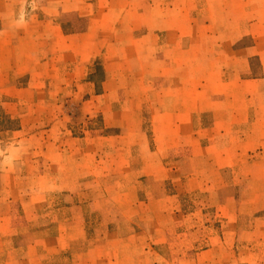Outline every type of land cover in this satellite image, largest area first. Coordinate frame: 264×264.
I'll return each mask as SVG.
<instances>
[{"label":"crops","instance_id":"0c3cea01","mask_svg":"<svg viewBox=\"0 0 264 264\" xmlns=\"http://www.w3.org/2000/svg\"><path fill=\"white\" fill-rule=\"evenodd\" d=\"M23 1L0 0V106L18 109L10 118H16L20 123V129L6 133L11 135L10 139L14 142H10L3 152L0 146V264L67 263H62V260L57 258L66 255L68 250V219L72 220L69 225H75L79 231L78 234L75 233L74 240L84 236L81 207L75 211V215L71 213L68 218L67 215L62 216V219L57 215L51 216L49 211L38 216L43 220H58V235L44 239L33 237L34 227L31 220L34 215L28 208L36 202L46 204V195L55 192L62 193L63 198L67 197L68 192H72L69 186L79 189L83 178L87 176L92 180L100 176H116L114 178L118 179V182L115 184L128 187L132 185L130 182L136 181L130 177L138 173V180H149L152 185L169 180L175 189L185 186L187 192L195 188L202 190L200 187L205 186L209 189L202 191L211 192V189L214 190L211 185L213 173L219 174L220 170L230 168L233 173L239 175L242 172L243 157L254 154L253 150L264 155V2L259 4V0H139L140 10L144 8L148 17L144 15V18L138 21V36L131 34L128 38L118 37L115 35V24L109 22L105 27H94L89 35L80 36L84 42H80L76 47H69L68 51L65 43L66 40H71V36L61 32L56 44L62 42L64 47L48 57H41L40 59L46 58L42 69H35L38 62L29 66L30 70H26L29 75L28 84L18 87L12 82L20 70L21 59L16 31L20 21L13 18V12L23 11L25 7H37L33 1V6H30V3L22 4ZM46 1L50 4L43 3L44 7L63 8L62 13L67 11V2H73L72 9L67 8L70 11L80 10L77 3L82 2ZM197 10L202 15L201 18H194ZM8 14L11 18L4 19ZM48 19V16H44L38 22L22 20L23 27L28 32L29 28L51 25L52 21ZM121 22L127 24L126 27H131V21ZM57 27L60 28V25ZM107 29L114 33L109 35V38L106 35ZM131 30L133 32L136 29L134 27ZM97 32L99 37L95 35ZM102 33L104 35L101 37ZM244 41L249 44L238 46V43ZM78 50L82 51V54H79ZM83 51L86 52L85 55ZM96 57H101L103 61L106 73L105 92L117 91L110 90L109 87L110 84H117L119 76L139 77L140 94L135 93L125 101L128 105L124 112L130 119V129L120 135L101 138L85 134L81 140L76 139L73 143V148H70V155L73 157L69 160L65 156L66 150L61 149L46 162L37 160L36 139L43 140L51 134L27 133L24 138L22 130L24 125L38 122V117H33V114L37 108L44 107L45 102L35 101L34 98L22 100L20 95L27 92L34 96L36 92H44L39 82L41 77H52L54 82L50 88L59 87L56 92L67 90L71 82L66 83L60 79L65 76L67 63L70 62L69 69L73 67L72 73L67 74L68 78L75 80L86 60ZM26 58L31 60L33 56L27 55ZM252 59L258 61L257 68L251 69ZM75 87L76 95L80 92V87H77V84ZM90 90L88 87L86 92ZM152 92L154 105L148 103V107L152 109V134L148 139L141 131V124L137 122L146 100L142 101V98ZM50 95L51 91L49 98ZM92 97H97L94 98L97 101L98 96ZM94 102L95 100H91L87 103L93 106ZM99 102L97 101L98 106ZM115 102L117 100H112L106 105L110 115H114ZM46 103H49L47 112H51L49 107L56 103L48 100ZM72 104L75 105L73 102ZM1 143L2 140L0 145ZM104 143L107 144L104 150L106 159L102 160L100 151L103 150L101 145ZM177 156L182 159L171 162L173 158L177 159ZM180 161L182 163H179ZM180 164L186 168L185 172ZM45 166L48 174H40L37 178V185L42 192V196L37 199L31 195L34 193L35 183L32 182L31 186H34L27 188L25 195H20L22 189L18 191L14 185L4 181L24 167V171L29 175L35 171L43 172ZM207 171L210 174H206ZM84 172L85 175L82 174ZM177 197L178 194L165 198L154 196L138 203L155 206L164 199L169 201ZM82 202L76 200L75 205H82ZM113 203L114 209L116 201ZM124 204L122 205L125 208ZM138 216L142 222L144 219ZM122 219L121 223L130 222L128 216H122ZM143 227L140 226L138 230L127 232L122 237L106 243V259L101 260L98 255L96 262L161 264V261L148 260L151 247L146 241L155 233L146 226ZM108 235H116L115 230ZM91 246L92 250H87L86 256L96 248ZM208 253L210 250L201 256ZM81 262L75 260L73 264L86 263Z\"/></svg>","mask_w":264,"mask_h":264},{"label":"rangeland","instance_id":"374dc122","mask_svg":"<svg viewBox=\"0 0 264 264\" xmlns=\"http://www.w3.org/2000/svg\"><path fill=\"white\" fill-rule=\"evenodd\" d=\"M32 1L37 6L35 9L25 7L23 11L13 12V18L20 21L16 28L18 51L21 59L19 61L20 70L12 82L18 87H24L28 84L29 75L26 70H30L29 66L38 62L35 69H42L46 58H40L48 57L51 53L64 47L62 42L59 45L56 44L61 32L71 36V40H66L65 43L66 49L69 51V47H76L80 42H84L80 36L89 35L94 27H98V25L105 27L109 22L112 25L115 24V35L118 37L128 38L131 34L138 36L140 25L138 21L143 19L144 15L148 17L144 8L142 11L140 10L141 3L139 0H82L81 4L77 3V6L80 7V10L77 11L68 10L72 9L73 6V2L69 1L65 5L67 11L64 13L61 11L63 8L44 7L43 3L50 4L46 0H27V2L24 0L22 4L29 5L30 3L31 6ZM263 2L264 0H259V4ZM197 11L194 18H201L202 15ZM44 16L50 18L48 21H52L51 25H39L29 28L28 32L25 31L22 20L38 22ZM10 18V14L4 17L7 20ZM122 20L131 21V27H126L127 24L121 22ZM58 24L60 28L57 27ZM134 27L136 30L132 32L131 29ZM100 32L103 31L100 30ZM113 34L111 30L107 29L108 38L109 35ZM95 35L100 36L99 32ZM103 35L104 33L101 34V37ZM248 44L249 42L244 41L238 43V46ZM84 47L86 48V46ZM84 51L83 55L86 54ZM78 53L82 54V51L78 50ZM27 55H32L33 58L28 60ZM69 63H67L65 76L60 78L66 83L71 82L67 86V90L56 92L59 87L50 88L54 82L53 78L41 77L39 82L44 92H36L34 96L27 92L20 95L22 100L34 98L35 101L45 102L44 107L37 108L33 114V117H38L36 119L38 122L24 125L22 130V137L24 138L27 133L47 132L51 134L49 138L36 139L35 154L37 160L46 162L49 158L56 156L60 149L66 150L65 156L69 160L70 157H73L70 155V148H73V143L76 139L81 140L85 134L94 138H101L120 135L130 129V119L124 112V108L128 105L125 101L135 93L140 94L139 77L126 75L117 77V84H110L109 87L110 90L116 89L117 91L108 93L104 91L106 73L101 57L86 60L79 70V74L75 76V80L68 78L67 74H71L73 69V67L69 69ZM257 66V60H250L251 69L257 68ZM75 84L80 87V92L76 94H79L78 96L75 95ZM88 87L91 89L90 92H86ZM48 90L51 91L50 98ZM108 94L110 95L108 96ZM92 96H98L97 101H100V106L94 99L97 97ZM153 98V92L142 98V101L146 100L137 122V124H141V131L148 136V139L152 134L150 120L152 109L148 107V103L151 102V105H154ZM47 100L56 103H52L49 107L51 112H47L46 107L49 104L46 103ZM91 100H95V106L87 103ZM112 100H117L113 104L115 106L113 108L114 115L107 112L106 106ZM90 107H92L91 112ZM97 109L98 111H96ZM16 110L18 111V109L0 106V140H2L0 146L2 152L9 147L10 142H14L13 139H10L11 135L6 133L20 129L18 119L10 118ZM56 120L59 121L56 122ZM101 146L103 150L100 151V155H102V160H105L106 151L104 150L107 148V144L104 143ZM253 152L255 153L243 157L242 172L239 175L233 173L230 168L220 170L219 174L213 173L211 185L214 190L211 189V192L202 191L209 189L205 186L200 187L202 190L195 188V190H189L190 192H186L185 186L175 189L169 180L152 185L149 180H138V173H134L130 177L131 179L135 178L136 181L130 182L132 185L128 187L115 184L118 182V179L114 178L116 176H100L98 179L93 178V180L87 176L83 178L79 189L69 186L72 192H68L67 197L64 196L63 198L62 193L55 192L46 195V204L36 202L34 207L28 208L32 210L34 215L31 220L32 227H34L33 237L44 239L58 235V220L53 222L50 219L43 220L38 216L49 211L51 216L57 215L62 219V216L67 215L68 218L71 213L75 215V211L81 207L80 211L84 217V236L74 240L75 233L79 231L75 225H69L72 220L68 219L67 241H70L68 250L66 255H62L60 258L56 257L57 260H62V263L67 261L66 264H70V262L73 264L76 260L91 264V262H96L99 259L98 255L101 256V260L106 259L104 249L106 243L117 237H122L127 232L132 233L138 230V227L145 225L152 233H155L150 235L151 238L146 241V244L151 247L148 259L150 261H161V264H264V161H262L264 155L259 154V151L253 150ZM97 159L100 160L101 158ZM181 159L177 156V159L173 158L171 162H177L176 160ZM88 164L90 165V162ZM24 169L25 167L19 173L6 178L5 183L14 185L18 191L22 189L20 195H25L27 188L34 186H31L33 182L36 187H34V193L31 195L36 199L41 197L42 192L37 185V178L40 174H48L46 166L43 172L35 171L29 175ZM181 169L183 172L186 171L183 165ZM82 174L85 175L86 172ZM206 174L210 173L207 171ZM28 177L29 179H27ZM120 180L122 181V178ZM179 191L182 192L179 193ZM177 194L178 197L175 200L166 201L167 199H164L155 206L138 203L154 196L165 198ZM65 198L66 201H64ZM76 200L83 201L82 205L78 203L75 205ZM113 201H116L114 209ZM123 203H125V208ZM138 215L144 219L142 222H140L141 217ZM122 216H128L130 222L121 223ZM112 230H115L116 235H108ZM91 245L96 246V248L93 247L94 251L86 256V251L92 250ZM208 250L210 253L201 256ZM94 258L95 260H92ZM134 260L139 261L137 258Z\"/></svg>","mask_w":264,"mask_h":264}]
</instances>
